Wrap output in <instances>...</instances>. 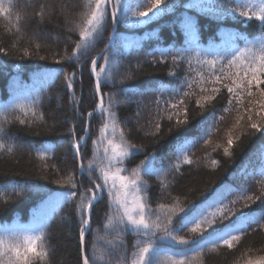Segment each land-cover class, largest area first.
Masks as SVG:
<instances>
[{"label":"snow or ice","instance_id":"1","mask_svg":"<svg viewBox=\"0 0 264 264\" xmlns=\"http://www.w3.org/2000/svg\"><path fill=\"white\" fill-rule=\"evenodd\" d=\"M176 6L177 0H168L167 3L166 0H135L134 7L133 0H68L66 3L42 0L36 5L34 15L40 22L62 19L63 26L70 33L66 37L63 52L54 54V57L59 56L56 62L61 65L60 69L44 73L42 78L47 81L64 75L67 87L73 88L78 75L76 67L82 72L87 64L93 79L92 95L99 98V104L93 111L87 112L86 116L92 118L99 111L106 122L99 129L94 142L97 148L95 159L88 160L85 158L86 153L81 152L91 135L85 120L81 127L83 135L73 144L76 169L54 181L63 187L47 194L30 223L0 227V264H51L47 244L49 219L69 202L79 212V264H100L101 261L103 264H165V261L168 264H194L209 251L221 247L236 249L242 239L250 234L249 229L253 233L264 232V185L259 193L251 191V183L241 189L221 185L199 202H190L173 197L167 191L169 185L165 183L167 176L178 173L182 164L195 163L189 152L201 140L207 143L211 129L218 120H223V116H216V105L221 100L228 105L223 109L224 112H237L233 128H241V135L264 133V0H188L183 4L184 8L213 15L220 22L234 16L241 23L256 25L258 35L249 39L240 31H232L226 34V39H222L219 45L211 44L202 48L198 39L197 18L184 12L176 24L186 35L185 46L161 49L158 60L153 56L157 63L170 58L173 68L177 70L170 72L173 76L184 70L185 64L186 75L190 76L195 70L193 61L200 68H207V75L203 71H196L198 79H185L179 88L160 86L152 89L156 96L153 104L158 119L149 136H159L161 120L174 122L175 130L180 132L196 115L201 117L197 134L181 135L178 138L174 145L175 162L165 166L155 151L149 152L143 145L127 139L125 129L118 126L112 110L115 94L109 96L108 106L105 107L102 87L109 83L116 86L115 77L119 74V66L115 57L107 54V44L94 57L91 55L97 42L103 39L109 27L116 35L120 24L143 25L165 12L174 11ZM0 16L11 19V7L5 6L4 0H0ZM16 20H20L19 15ZM16 31L22 32L19 27ZM73 35L78 38L73 39ZM18 39L20 43L11 48L0 43V53L7 55L19 52L22 57L39 55L42 50L40 42H33L32 37L28 36ZM112 39L113 36L109 35L108 40ZM25 41L27 47L24 46ZM125 47L130 48L132 44L127 43ZM101 60L103 67L99 65ZM64 64L75 67L65 73ZM132 78L130 73L123 76L124 80ZM194 85L198 91H193ZM138 94L145 95L144 92ZM17 99L16 103L0 107V152L11 155L25 149L6 125L18 122L37 129L46 125L44 114L37 110L36 100L28 99L27 93H20ZM189 103L195 105L194 114L190 112ZM78 116L85 119V113H78ZM70 131L75 133L76 125ZM168 131L171 133L173 129ZM239 139L240 136L235 137V140ZM81 141L85 144L82 145ZM233 145L234 138L230 130L227 147L223 149L225 155L232 156ZM54 150V146L47 145L34 150L35 156L44 162L43 168L49 167L46 163L48 154ZM138 154H143L144 158L135 167H128ZM217 163L212 161L213 165ZM259 174L264 176V162L261 163ZM255 175L254 171L247 179L251 181ZM145 177H156L161 193L166 195L155 200L149 196V185ZM42 178L48 179L47 176ZM40 187L35 180L3 185L0 186V200L7 204L12 196L19 197ZM9 188L11 193H8ZM234 192L239 194L235 199H229ZM257 202L258 208L253 211L251 205ZM100 203L106 209V222L101 227L112 237L103 255H97L95 244L89 250L86 239L88 233L93 231L94 208ZM129 235L135 237L130 247L125 239ZM251 251L249 248L248 252ZM257 252L261 254H243L244 264H264V248L257 249Z\"/></svg>","mask_w":264,"mask_h":264},{"label":"trees","instance_id":"2","mask_svg":"<svg viewBox=\"0 0 264 264\" xmlns=\"http://www.w3.org/2000/svg\"><path fill=\"white\" fill-rule=\"evenodd\" d=\"M40 2L42 0H4L5 6L11 7V19L0 16V43H3L6 48H11L12 45L20 43L18 37L28 36L32 37L33 42H40L42 50L39 55L30 57H22L19 52L7 55L0 53V96L2 101H8L11 98L8 86L16 75L26 74L37 68H49L52 71H58L61 67L56 62L59 56L54 57V54L63 52L66 46V37L70 33L63 26L62 19H53L51 22H42V29L48 33L47 37H40L37 34L33 36L34 30L38 29L39 21L34 12L37 11L36 5ZM60 2L66 3L68 0H60ZM167 2L168 0H166ZM187 2L188 0H177L174 11L165 12L156 17L148 23L146 28H130L125 24L118 26V34H116L107 53L115 57L118 62L119 74L115 77L116 86L113 87L109 83L101 90L105 107L108 106L109 96L115 94L112 110L115 112L118 126L125 129L127 139L138 145H143L149 152L155 151L165 166L170 162H175L174 145L178 138L181 135L198 133L201 117L196 115L195 119H191L190 124L181 129L180 132L175 130L174 122L169 123L161 120L159 136H149L148 134L154 131V123L158 119L153 104L156 96L153 95L152 89L160 86L168 89L174 88L173 85L177 79L180 85L185 79L197 80L196 71H203L207 75V68L206 66L200 68L193 61L195 70L190 76L186 75V64L184 70L179 71L177 75H170V72L177 71L173 68L170 58L159 63L154 62L153 56L158 60L160 53L152 49L151 42L153 40L146 42V40L141 39V35L144 31L159 27L161 24H170V27H164V30L160 32L163 35V40H160L161 44L157 48L154 46V48L156 50L182 48L186 44L185 33L176 24V21L184 12H189L197 18L199 24L198 39L201 47L205 48L203 44H209L218 38V26H232L233 23V17H228L221 23L210 21L209 17L216 18L210 14L184 8L183 4ZM17 15L20 16L19 21L16 20ZM249 26L252 25L249 24ZM18 27L22 30L21 33H17ZM111 31L112 29L109 27L105 31L103 39L97 42L91 53L93 57L106 45ZM256 35H258V30L255 27L252 36ZM72 38L77 39L78 37L73 35ZM128 38L131 40L132 47L126 53L123 51V41ZM143 44L146 45L148 51L142 50L141 45ZM24 46H28L26 41ZM40 57L47 58L41 59ZM99 65L103 67L102 60L99 61ZM73 67L75 66L63 65L65 73L71 72ZM76 70L78 75L73 88H68L65 76L60 75L58 79H51L48 84L38 90L36 89V92L28 98L36 100L37 110L44 114L46 125H42L39 129L18 122L6 125L10 133L18 137L19 143L27 147V151L17 152L15 155L0 152V186L35 180L41 187L35 191L25 192L19 197L12 196L7 204L0 200V226L14 219L25 221L28 218L29 210L36 211L40 208L49 192L60 190L63 187L54 181L66 177L68 172L76 169L73 142L83 134L81 127L87 120L86 113L93 111L98 101V98L92 95L93 79L90 76L88 65L83 67L82 72L79 67H76ZM129 73L133 78L124 80L123 76ZM121 80L123 83H120ZM23 82H28V80L25 78ZM193 91H198L195 85ZM141 92H144L145 95L138 94ZM226 107L228 105L224 100L216 105V116L217 118L223 116V120H218L215 127L211 129V134L207 136V143L201 140L191 150L189 156L195 163L192 165L182 164L178 173L167 176L165 181L169 185L167 191L173 197H177L181 201L187 199L190 202H199L221 185H228L234 189L243 188L244 183L248 186L249 180L244 177V172L240 170L239 164L264 140V133H257L252 136L241 135V128H233L237 112H224L223 109ZM189 108L190 112L194 114V103H189ZM78 113H85V119H80ZM137 116H140L141 120H138ZM105 122L106 120L100 114H94L89 122L91 135L87 140L86 147L81 148L82 153H86L85 158L88 160L95 159L97 156V148L94 142L99 135V129L103 127ZM211 122V117H209V124ZM243 123L242 121L241 124L243 125ZM73 125H76L75 133L70 131ZM170 128L173 129L171 133L168 131ZM230 130L234 138L231 157L225 155L223 151L224 147H227ZM243 131H247V129H243ZM236 136H240L238 141L235 140ZM157 141H159L158 144ZM44 145L55 148L53 152L48 154L46 161L49 165L48 168L42 167L44 162L36 157L34 152L35 149ZM143 158V154H138L128 164V167H135ZM213 160L218 163L213 165ZM56 169L59 171L57 172ZM77 175L79 176V173ZM43 176H47L48 179H43ZM145 180L149 185V196L154 200L166 195L161 193L160 184L156 177H145ZM261 187V183L256 181L251 184V191L259 193L260 190L255 189H261ZM8 193H11L10 188ZM161 202L167 203L169 201L162 200ZM257 208V203L251 205L253 211ZM247 210L245 209V211ZM105 211L103 203L95 206L93 231L89 232L86 237L89 250L93 244L96 245L97 255L105 254L109 248L108 241L112 238L101 227L102 223L106 222ZM79 228V212L71 202L63 206L49 219L47 244L51 264H79L81 255ZM249 233L237 245L236 249L229 250L221 247L216 251H209L206 256L198 258L194 264H244L243 254L257 256L261 254L257 252V249L264 248V232L253 233L252 229H249ZM185 234L181 233V235ZM125 239L130 247L135 237L129 235ZM249 248L252 249L251 252H248ZM38 264H43V262H38ZM100 264H103V261ZM165 264H168V261H165Z\"/></svg>","mask_w":264,"mask_h":264},{"label":"rangeland","instance_id":"3","mask_svg":"<svg viewBox=\"0 0 264 264\" xmlns=\"http://www.w3.org/2000/svg\"><path fill=\"white\" fill-rule=\"evenodd\" d=\"M134 5H135V0H133V7H134ZM147 24V23H146ZM145 24H143V25H139V26H131V27H142V26H144ZM127 26H129V25H127ZM34 32L37 34V35H39L40 37H47V35H48V33L46 32V31H44L43 29H42V22H40V21H38V29L36 28L35 30H34ZM58 32V31H57ZM127 43L125 42L124 43V52H126V50H127V48L125 47V45H126ZM137 118H138V120H141V118H140V116H137ZM73 144H74V142H73ZM23 147H24V149H25V151H27V147L24 145V144H21Z\"/></svg>","mask_w":264,"mask_h":264}]
</instances>
